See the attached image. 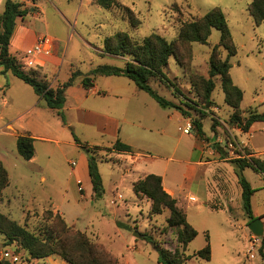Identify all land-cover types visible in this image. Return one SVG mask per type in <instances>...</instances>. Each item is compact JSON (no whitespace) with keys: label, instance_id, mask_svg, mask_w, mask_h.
I'll list each match as a JSON object with an SVG mask.
<instances>
[{"label":"rangeland","instance_id":"374dc122","mask_svg":"<svg viewBox=\"0 0 264 264\" xmlns=\"http://www.w3.org/2000/svg\"><path fill=\"white\" fill-rule=\"evenodd\" d=\"M114 1L118 6L109 9L98 6L95 0H37L35 7L31 2L26 5L22 26L39 35L59 38L63 41L61 49L70 38L59 80L65 79L69 70H78L82 78H94L99 90L97 95H88L82 100L78 92L81 79L76 76L74 89L66 95L61 110L66 124L63 126L59 116L43 110V101L38 103L40 107L21 116L38 98L31 87L12 74H0V91L5 90V96L0 93V160L8 176V185L0 198V214L36 236L52 223L59 227L58 217L63 218L70 229L84 233L92 242L101 245L117 264H160L151 244L141 235L151 237L164 250L182 253L177 230L167 226L168 210L160 215L152 214L151 200L145 196L136 197L132 184L142 179L145 172L162 174L164 186L172 189L176 196L189 192L195 200L189 199L188 203L206 206L203 204L206 194L202 191L204 179L195 176L190 184L186 172L199 154L195 149H199L200 141L204 145L205 161L216 155L226 159L247 157L251 150L260 152L259 159L264 161V130L260 129L261 122L254 124L250 134L231 124L233 110L224 102L219 77L212 78L214 89L205 97L210 58L223 62L227 56V50L219 44L218 31H211L205 45H176L177 60L170 57L162 69L163 77L149 81L160 96L188 113L187 118L176 114L178 111L172 108H160L127 78L93 77L90 72L97 66L123 67L130 60L129 57L103 54V40L116 33H125L134 44H141L151 35L171 43L176 40L183 23L199 19L214 8L220 9L236 50V55L228 60L229 74L233 85L243 94L237 113L244 120L251 111L264 113V23L253 24L247 11L251 0ZM4 4L5 0H0V13ZM125 9L132 13L137 22L135 26H131ZM69 63L73 66L69 67ZM131 97L132 101H128ZM5 98L7 105L3 102ZM127 102L132 106L122 115ZM78 108H89L97 114L120 119L115 134L81 124ZM191 121L201 124L203 136L198 137L193 126L189 135L182 132ZM8 122L13 124L14 130L5 128ZM24 132L48 139L34 140V162H27L18 155L16 139L7 134ZM72 133L89 148H99L90 155L96 159L102 181L100 198L94 196L87 170L82 167L83 158L88 161V155L75 144ZM117 140L143 150V155L124 158L111 153L108 149ZM71 163H75L73 168ZM243 176L251 188H264L263 178L253 170L245 169ZM77 178L83 190L78 188ZM229 200L230 214L209 210L190 213L197 209L194 206L187 209V219L194 225L197 236L185 249L184 255L190 257L185 264H264L258 254L264 230L260 238L249 231L234 188ZM209 206L216 210L222 207L215 202ZM253 206L256 212L264 214L263 190L255 194ZM135 232L139 237L133 235ZM206 235L211 248L209 261L193 256L205 246ZM5 250L10 256L6 260L0 258V264H51L45 260L58 258L31 260L18 242H8L0 233V253ZM59 259L57 261H61Z\"/></svg>","mask_w":264,"mask_h":264},{"label":"trees","instance_id":"16d2710c","mask_svg":"<svg viewBox=\"0 0 264 264\" xmlns=\"http://www.w3.org/2000/svg\"><path fill=\"white\" fill-rule=\"evenodd\" d=\"M36 3L37 0H26ZM95 3L104 8L109 9L118 6L114 0H95ZM131 26H135L137 22L133 18L132 13L125 9ZM247 11L255 26L264 23V0H251L248 4ZM27 14V9L22 3L5 0L4 10L0 13V73L2 75L10 72L17 79L32 88L34 94L42 99L46 106L56 111L60 117L62 124L65 121L62 115V108L65 103V90L72 85L76 76L82 75L80 72L71 74L67 82L56 88H52L49 83L40 75L38 69L25 71L21 63L9 52L10 38L14 29L15 20L22 18ZM216 30L220 33L219 44L227 50L226 60L223 62L215 61L213 57L209 61L208 79L205 81V97H209L214 89L212 78L219 77L221 80L222 92L224 94V102L228 105L233 113L230 116L231 124L235 125L243 133H247L250 126L255 122H264V113L258 114L251 111L249 115L242 120L238 115L239 106L242 101V91L233 85L230 78L229 59L236 55V50L232 42L226 18L222 11L214 8L207 12L199 19L185 22L180 26L178 35L174 42L168 43L158 35H151L145 38L141 44H134L125 33H116L111 37H107L102 43V53L114 57H129V61L124 63L123 67L102 65L93 69L90 74L95 76H115L124 77L132 81L135 86L152 98L160 108H172L178 111L183 118H187L188 113L184 112L181 107L173 102L167 101L152 89L149 84L151 78L163 77L162 69L167 66L168 59L174 57L176 45L198 43L207 44L211 31ZM93 79L86 76L83 77V86L89 88L92 86ZM192 126L196 130L198 137L203 136L201 124L197 121H191ZM73 141L77 146L82 148L88 155L87 168L92 191L95 197H102L103 187L100 175L96 167V159L91 152L98 147L89 148L86 144H82L72 133ZM34 140L29 136H18L16 138V151L18 155L25 161H29L34 156L33 148ZM111 153L131 154V147L117 140L110 149ZM239 157L229 160L228 162L234 169L238 185L241 189L240 201L242 210L247 222L250 223L256 219L252 214L251 197L256 192L251 188L250 184L243 176L245 169H251L262 175L264 180V161L251 156ZM223 158V157H222ZM8 185L7 172L0 162V198L3 190ZM132 190L136 197L145 196L150 199L151 213L160 215L163 210H168L169 217L167 226L177 230V242L181 245L182 253H171L164 250L161 245L152 240L151 237L141 235L151 244L157 254V262L160 264H185L189 256H185L184 252L187 245L192 242L196 236V230L188 223L184 212L178 208L176 200L168 195L162 188L161 178L156 175H147L144 179L138 180L132 184ZM212 210H216L210 207ZM46 213H50L47 211ZM262 218V217H261ZM59 219L60 226L52 223L40 231V235L33 233L20 227L16 222L8 217L0 214V233L3 234L8 242L16 241L27 251L31 260H41L51 256H56L67 264H117L116 259L106 251L101 245L92 242L88 237L78 231L72 230L65 221ZM258 254L264 261V238L261 240ZM211 248L209 238L206 235L205 246L193 254L194 257L209 261Z\"/></svg>","mask_w":264,"mask_h":264},{"label":"crops","instance_id":"0c3cea01","mask_svg":"<svg viewBox=\"0 0 264 264\" xmlns=\"http://www.w3.org/2000/svg\"><path fill=\"white\" fill-rule=\"evenodd\" d=\"M13 1L24 4V7H26V5H28V4L31 5V3L29 1H26V0H13ZM33 6L35 7V4ZM18 19L21 21L20 23H18V21H17ZM17 20H15L14 29H13V32H12V35L10 38V43H9V48L10 47L13 48L15 50V52L14 53L11 52L10 49H9V52L11 55H13L21 63L22 68L25 71L38 69V71L40 72V75L42 77H44V79L49 83V85L52 88H56L57 86H60L63 83L67 82L72 73L78 72V70H74V71L69 70L70 74L65 75V79L63 78L62 80H59V74H60L61 69L63 67V63H64V59H65L66 52L68 49V43H69L70 38L65 43L64 49H61V44L63 43L62 40H60L59 38L54 37V36H52V37L47 36V37L51 38L53 41L52 51L48 55H33L32 53H30L33 45L36 43V41L40 37H42L44 35H39L35 31L22 26V24H23L22 18H17ZM80 39L83 40L82 37H80ZM82 45H83L82 47H84V43ZM68 65H69V67L73 66V64H71V63H69ZM7 73H10V72H7ZM13 77H15V76H13ZM107 77H109V76H107ZM110 77H115V76H110ZM78 78L81 79V83L78 84V92L81 95L82 100L87 98L88 95H97L99 87L94 82L95 81L94 78H92L93 79L92 86L89 88H86L83 86V83H82L83 78L81 76H79ZM73 89H74V86H73V82H72V85L69 86L65 90V99H66V95L70 94ZM4 91L5 90L0 91V93H2L3 96H5ZM101 97H103V94ZM37 98H38V100L35 99V101L30 103L28 108L26 110H24V112L21 114V116L28 114L32 109H34V107L35 108L40 107V105L38 103L42 102L43 100L40 99L39 97H37ZM132 99H133L132 97L128 98V101L129 100L132 101ZM3 102L5 105L8 104V100H6V98L3 100ZM125 106H127V107L124 108L122 115L124 114V112H126L128 110L129 106H132V104H129V102H127V103H125ZM42 108L46 112H50V113L53 112L58 117L56 111L49 109L46 106L44 101H43V107ZM77 110H78L77 112L80 114L78 117V121L81 124L92 126L96 130H99L101 132L107 130L108 132H114V134H115L118 122L121 121L120 119L113 117V116H109L106 114H97L96 112H94L92 109H89V108H87L85 110H83L82 108H78ZM175 113L180 114L178 112H175ZM18 119H20V118H18ZM138 122L140 123V120H138ZM256 123H260V122L253 123L250 126L247 134L251 133V129L253 128L254 124H256ZM260 124H261L260 129L264 130V122H261ZM5 128L8 130H14L13 124H11L10 122H8L5 125ZM19 130H21L20 127H19ZM7 134L11 135L12 137L14 136L15 139L18 136L27 135L30 138H32L33 140H37V139L48 140L47 138H44V137L34 136L29 132H24L21 135H19L17 133L16 134L7 133ZM123 144H125V143L123 142ZM33 147H34V145H33ZM129 147H131V149L133 151L131 154H119V155L123 156L124 158H131V157H133V155H135V156L143 155V153L141 152L143 150H141L139 148L132 147V146H129ZM215 147L216 146L213 147L214 150H215ZM247 148H248V146H247ZM195 150H198L199 154H197L195 162L193 164H191L190 165L191 167H188V169L186 171L188 173L187 174V180L189 181L190 184H193L195 176H199V177H202L204 179L203 180L204 186H203L202 191H203V194H206V197H205V200L203 203L206 206H203L201 204L193 205L191 203H188L189 199L195 200V198L189 192L184 196L183 195L176 196L172 189L164 186L162 174H159L160 175L159 176L156 173H150L149 174L148 172H145V173H143L142 179H144L147 175L159 176L161 178V185H162L163 190L168 195H170L173 199L176 200V204H177L178 208H180L184 212V214L186 215V219H187V215H188L187 209H189V208L192 209L193 206L197 207V209L190 210V213H198L199 214L200 212H203L205 210H209V212L210 211H214V212L227 211L230 214V212L228 210V204L230 202L229 199L231 198L232 189L234 188V190L237 193V195L239 196V198H240V194H241V189L238 185L237 178L234 174V169H233L232 165L228 162L232 158L226 159V158L217 157V155H216L215 157H212L210 160H206V161L203 160L205 152H204V145H203L202 141H200L199 149H195ZM251 153H252L251 156H254V158H259V156H260V152H256L255 150H251ZM211 155L214 156V151H211ZM247 157H249V156H247ZM34 160H35V155L33 156V158L31 160H29L27 162H34ZM0 162L3 165V162L1 160H0ZM71 164H74V166H75V163H71ZM74 166L71 165L72 168ZM82 167H83V170H85V171L87 170V176H88L87 158L86 157L83 158V166ZM260 177L263 178L262 175H260ZM88 178H89V176H88ZM142 179H140V180H142ZM76 184H77L78 188L81 187V181L79 178L76 179ZM190 184H189V186H191ZM81 189H82V187H81ZM254 190L256 192L251 197L252 214L255 218H260L262 224H264V214L260 213L258 211L256 212L254 210V206H253V199H254L255 194L257 192L262 191V190L264 191V188L263 189H254ZM193 200H191V201H193ZM212 202L218 203V205L222 206V207L218 208L217 210H212L209 206V204ZM56 212H58V211H56ZM61 217H62V215H61ZM246 220L247 219L245 218V221ZM187 221H188V219H187ZM188 223H189V221H188ZM190 225L194 226L193 224H190ZM51 259L52 258H48L45 260V262L49 261L51 264H67L63 260L57 261L58 258H55L54 260L50 261Z\"/></svg>","mask_w":264,"mask_h":264},{"label":"built area","instance_id":"2783aa9c","mask_svg":"<svg viewBox=\"0 0 264 264\" xmlns=\"http://www.w3.org/2000/svg\"><path fill=\"white\" fill-rule=\"evenodd\" d=\"M52 39L47 36L40 37L36 43L33 45L32 50L30 53L33 55H48L52 51ZM192 129V123L187 122L184 129H182V132L186 135H189ZM74 166V164H71ZM193 200V199H191ZM10 256V253L5 250L0 253L1 259H8Z\"/></svg>","mask_w":264,"mask_h":264},{"label":"water","instance_id":"95a60500","mask_svg":"<svg viewBox=\"0 0 264 264\" xmlns=\"http://www.w3.org/2000/svg\"><path fill=\"white\" fill-rule=\"evenodd\" d=\"M249 231L257 238L262 237L263 235V224L261 222L260 218H256L253 221H251L248 225H247ZM136 238L139 237L138 233H134L133 234Z\"/></svg>","mask_w":264,"mask_h":264}]
</instances>
